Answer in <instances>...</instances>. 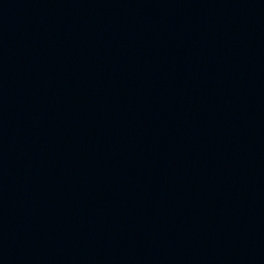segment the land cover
Here are the masks:
<instances>
[{
  "label": "water",
  "instance_id": "95a60500",
  "mask_svg": "<svg viewBox=\"0 0 264 264\" xmlns=\"http://www.w3.org/2000/svg\"><path fill=\"white\" fill-rule=\"evenodd\" d=\"M0 264H264V0H0Z\"/></svg>",
  "mask_w": 264,
  "mask_h": 264
}]
</instances>
